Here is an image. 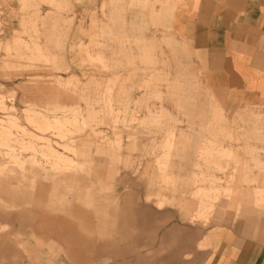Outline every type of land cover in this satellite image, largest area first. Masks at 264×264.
Returning <instances> with one entry per match:
<instances>
[{"label":"rangeland","instance_id":"obj_1","mask_svg":"<svg viewBox=\"0 0 264 264\" xmlns=\"http://www.w3.org/2000/svg\"><path fill=\"white\" fill-rule=\"evenodd\" d=\"M171 9L0 0V264H73L46 215L85 227L84 264H209L264 216V93L212 84Z\"/></svg>","mask_w":264,"mask_h":264},{"label":"crops","instance_id":"obj_2","mask_svg":"<svg viewBox=\"0 0 264 264\" xmlns=\"http://www.w3.org/2000/svg\"><path fill=\"white\" fill-rule=\"evenodd\" d=\"M166 1L170 26L188 40L212 84L241 100L264 93V0ZM237 218L209 264H264V216L247 208ZM39 227L66 246L73 264L86 263L93 239L85 227L52 215L43 216Z\"/></svg>","mask_w":264,"mask_h":264},{"label":"bare ground","instance_id":"obj_3","mask_svg":"<svg viewBox=\"0 0 264 264\" xmlns=\"http://www.w3.org/2000/svg\"><path fill=\"white\" fill-rule=\"evenodd\" d=\"M48 123H49V122H48ZM47 125H48V124H47ZM49 125H50V124H49ZM49 125H48V126H49ZM41 129H42V128H41ZM42 139H43V138H42ZM44 139H45V138H44Z\"/></svg>","mask_w":264,"mask_h":264}]
</instances>
